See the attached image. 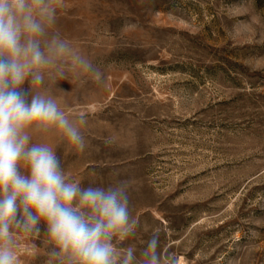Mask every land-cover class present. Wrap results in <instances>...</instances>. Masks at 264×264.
Wrapping results in <instances>:
<instances>
[{"label":"rangeland","instance_id":"obj_1","mask_svg":"<svg viewBox=\"0 0 264 264\" xmlns=\"http://www.w3.org/2000/svg\"><path fill=\"white\" fill-rule=\"evenodd\" d=\"M57 15L105 83L47 85L87 118L83 151L55 130L33 141L84 186L129 181L141 227L118 247L139 256L158 232L176 264H264V0H61ZM16 240L20 264H49L43 232Z\"/></svg>","mask_w":264,"mask_h":264},{"label":"clouds","instance_id":"obj_2","mask_svg":"<svg viewBox=\"0 0 264 264\" xmlns=\"http://www.w3.org/2000/svg\"><path fill=\"white\" fill-rule=\"evenodd\" d=\"M60 6L61 0H0V264H20L16 234L42 232L51 244L49 264H176L161 254L158 232L139 256L133 245L118 247L141 227L129 181L84 186L68 178L55 147L33 141V133L55 130L83 151L87 118H70L47 85L71 73L82 84L105 83L103 70L61 34ZM244 31L237 24L233 35Z\"/></svg>","mask_w":264,"mask_h":264}]
</instances>
